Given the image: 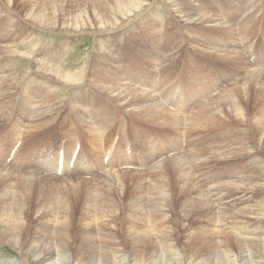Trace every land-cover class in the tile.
I'll return each mask as SVG.
<instances>
[{"label": "rangeland", "instance_id": "rangeland-1", "mask_svg": "<svg viewBox=\"0 0 264 264\" xmlns=\"http://www.w3.org/2000/svg\"><path fill=\"white\" fill-rule=\"evenodd\" d=\"M30 2L27 8L23 7L22 0H14L13 4L0 0V46H7L12 53L0 57V81L5 89L8 79L13 82L10 87L14 85L12 94L0 103V108L8 103L7 107L12 110L6 120L0 121V127L4 132L8 120H17L24 149L37 145L39 149L48 142L57 144L67 132L78 131L84 144L94 150L91 144L92 140L98 142L97 132L112 135L120 126L124 127L123 123L127 130L146 128L148 133L173 134L172 128L159 127L155 120L145 121L131 114L112 101L110 95L94 87L93 84L104 80L105 71L97 72L102 56H105L104 65L109 63L110 73L122 75L130 85L149 80L155 92L167 81L186 79L190 70L198 66L209 68L211 76L206 79V94L202 95L199 105L195 104L197 108L209 99L212 102L223 90L230 89L250 73L239 74L236 66L208 53L212 49L237 47L252 68L264 72V0H145L141 10L104 28L99 26L116 21L125 11L110 0ZM189 2L196 9H204L202 12H215L225 22H229V17L234 24L235 41L223 43L228 36L231 38L227 31L220 32L221 29L207 24V29L200 24L191 25L182 18L179 11L190 10ZM135 9L132 7L131 11ZM196 9L193 10L197 12ZM30 13L54 27L46 28L32 21L26 16ZM42 20L37 21L44 24ZM77 22L85 23L86 27L68 29ZM242 34H247L254 41L252 44L256 43L263 61L260 65L247 57L251 43L241 47ZM40 64L63 69L70 78L81 79V86H64L56 78L44 72L40 74V69L36 71ZM76 71L80 74L76 75ZM215 76L217 83L211 85L210 80ZM27 82L32 84L25 85ZM35 84L50 92L54 84L60 94L41 97L32 89ZM80 93L88 96L85 99L88 107L73 112L71 105L79 107L74 101L80 100L79 96L83 95ZM45 98L42 111L47 104L53 108L50 126L27 133ZM247 108L250 117L255 111L264 114V106L257 96H253ZM225 113L229 117L223 116L217 124L201 131L189 132L183 123L174 133L182 136L180 147L175 144L171 149L180 148L177 153H185L193 140L187 166L206 191L212 188L220 196H216L219 203L214 200V209L209 207L208 200L199 202L196 192L190 191L189 195L180 192L174 181L152 205L151 190L147 186L150 180H146L147 187L138 189L143 178L138 175H125L115 184L113 181L106 184L99 182L108 178L103 173L92 177H56L34 168L0 165V168L12 169L11 172L0 170V264H264L263 243L256 240L264 239V134L250 120L243 122L231 111ZM81 122L89 123L92 131L87 132ZM73 138L74 135L70 136ZM172 156L148 166L123 167L113 172L130 170L151 178L162 172L156 166ZM18 170L31 172L35 177L21 175ZM233 174L235 179H229ZM228 179L239 185L220 187ZM120 182L124 184L123 189L118 187ZM133 201L136 208L132 206ZM37 249L40 253H35ZM46 252H51L47 262L42 258Z\"/></svg>", "mask_w": 264, "mask_h": 264}, {"label": "bare ground", "instance_id": "bare-ground-1", "mask_svg": "<svg viewBox=\"0 0 264 264\" xmlns=\"http://www.w3.org/2000/svg\"><path fill=\"white\" fill-rule=\"evenodd\" d=\"M8 2L10 4H13L14 0H8ZM110 2H112L116 7L125 10L124 13L121 14L123 17L120 16L119 18L115 19L116 21H113V22H110V23L101 24L99 27H103L104 28V27H108V26H113L114 24H116V23H118L120 21L119 19H126L131 14H134V13H136V11L141 10L142 7L145 5V0H110ZM22 3H23V7L27 6V8H28V6H29V4L31 2H30V0H22ZM189 4L190 5H188V6L190 7V10L184 9L186 11H183V10L181 12L179 11V13H181L180 16L182 18L184 17L187 22H190V24L191 23L200 24L201 26H205L207 24L208 26H212L214 28L221 29L220 32H224V31L226 32L227 31V34H229L231 36V38L229 39V36H228V39L225 38L224 40H222L223 43L235 41V38H236L235 33L236 32H234V26H233L234 24H232L233 22H230L231 19H229V17H228V21L229 22H227V21L225 22L222 18L218 17L215 14V12L214 13L213 12L209 13V11H208V13H207V12L204 11L205 12L204 13V12H202L204 9L201 11V10H199V8L196 9V7L194 5H192L190 2H189ZM188 6H187V8H188ZM122 7H125V8H122ZM132 7L133 8L136 7V9L134 11H131ZM179 8H180V6H179ZM193 9H196L197 12L194 11ZM32 13H34V12H32ZM26 16L31 18L32 21L37 22L39 25H42L43 27H46V28L50 27L51 29H52V27H54L53 25H50V24L47 25L44 22V20H42L41 18H39L37 16L36 17L39 18V19L33 17L34 15L31 14V13L29 15H26ZM37 20H42L44 22V24H42L41 22H39ZM75 24L76 25H71V26L69 25L68 29H71V30H80L81 29L82 30V29H84L86 27L85 23H78L77 22ZM212 27H210V29ZM189 28L190 27H188V29ZM207 28L208 27H206V29ZM236 48L237 47H235V48L224 47V50H223V49H220V48L216 47L215 49H212L213 51H210L208 53L213 54L214 56H217V57L221 58V60L223 59V60L227 61L229 64H232L233 66H236V68H238L236 71H239V74H240V72L242 73V71H243V73H245L246 71H250V73L248 75L243 76L242 80L237 82V83H235L233 85V87H231L230 89L228 88L226 90H223V92L221 94H219L216 98L212 99V102L209 99L208 101H206V103H204V104L200 105L198 108L194 109L188 115L187 118H183L181 115L175 114V113L169 111L167 108H165L160 103V101L158 100L157 94H156L155 90L152 88V85L150 84L149 80L146 83H144V84H140L139 85V84L131 83V85H130L128 82H126L121 77L122 75L118 76V75H114V74L110 73L111 70L108 69L109 68L108 67L109 63H106V65H104V63H103L105 61V56H102V58H101L102 62H101V64H99V70L97 71L98 73H100L101 71H105L103 73V79L104 80H101L102 83L98 82V84H93V85L96 88L99 87V91L101 93H106L107 95H110L112 101H114V102L118 103L119 105H121V107H123V109L126 108L129 112H131V114L136 115V116H138L140 118H143V119L145 118V121L146 120L147 121H154L155 120L154 121L155 124L157 123L156 125H158L159 127H163L165 129H167V127L172 128V130L175 133L177 131H179V126H182L183 123H186L187 126L189 127V128L185 127L186 130L189 131V132L190 131L205 130V128H208L212 124H217L218 121H220L223 116H225V118L229 117L225 113V111L228 110V111H231L233 113V116H235V118L240 119V121L244 122L246 120H248V121L250 120L251 124L253 125V127L257 131H259L260 133L264 134V114H262V112H258L257 113L255 111L254 115L252 117H250L249 114L247 113V109H248L247 106H248L249 102H251V100L253 99V96H257V98H259L260 105L264 106V72H263V70L261 71L258 68H255V69H254V67L252 68L251 64H249L247 62L246 58L243 56V54L240 52V50H238ZM101 49H103V48H101ZM10 52L11 51L7 48V46L6 47H5V45L4 46L3 45L0 46V57L9 56V55L12 54ZM175 58H176V56H175ZM93 62H94V60H93ZM108 62H110V60ZM93 68H95V67H93ZM39 69H40L41 72L39 71ZM256 69H258V70H256ZM62 70L56 68L55 65H54V67H52L51 65H41L40 68L36 69V71L40 72V74L42 72H44L47 75H49L50 77H53V79L56 78L64 86H66L68 84H69V86L71 88H73L75 86L76 87L77 86H81L79 84L81 79H76V78L74 79L73 77L70 78V76H67V74H65ZM81 72H83V71H81ZM78 73L80 74V72L76 71V75ZM238 76H241V75H238ZM7 79H6V81H7ZM8 80L9 81H8V84H6V89H5V86L3 84V81L2 82L0 81V103H2V100L5 99L7 97V95L12 94V93H10V91L13 89L14 85L12 87H10V82H11V84L13 82L11 81V79H8ZM94 83H95V81H94ZM30 84H32V83L31 82H27L25 85H30ZM96 85H98V86H96ZM22 86H23V82H22ZM57 87L58 86H54V84H53L52 88L50 87L51 88V92H50L48 90H45V88H43V90L39 89L38 88V84H35L33 88H32V86H29V88H32L34 90V92L35 93L37 92L39 94V96H41V97L42 96L43 97H47L48 94H52L53 96L59 95L60 93H58V92L60 91V89H57ZM20 89H22V88L20 87ZM83 93H80V94H83ZM84 94L79 96L80 100L74 101V103L78 102L79 107L76 106V105H71V108L74 109L73 112H75V111L80 112V110L82 108L88 107L87 106V102L85 100L88 96L84 97ZM72 98H74V97H72ZM46 100L47 99L45 98V100H43V102H40L41 105L39 106V109L41 111H40V113L37 112L38 115L36 116V118L28 125L27 133H32V132L34 133V131H36V130L40 131V130H43V128L45 129V128H48V126H50V124H51L50 121L51 120L49 121V118H51V116H52L53 108L50 107L51 104H47V105H45V109L42 111V108H43L42 106L44 105ZM52 100H54V98ZM70 100H71V97H70ZM5 103H6V101H5ZM59 103H60V101H59ZM7 105H8V103H6L5 105H3L0 108V121L1 120H3V121L6 120L9 117L10 112H12L10 107L8 106L9 107L8 108ZM23 107H24V105H23ZM256 108H259V107L257 106ZM259 110H260V108H259ZM33 112H34V109H33ZM57 113H58V111H57ZM80 114L81 113L76 114L75 118H77L78 115H80ZM69 115H71V114H69ZM42 119H44V120L41 121ZM222 123L224 124L225 122H222ZM81 124L85 127V130L87 132L88 131H92V127H91V125L89 123L81 122ZM148 125H150V124H148ZM156 125H154V126H156ZM103 134H101L100 132L96 133L98 141H99V138L101 136H104ZM204 139H206V138H204ZM200 143H201V141H200ZM91 145H92L91 147H94V145H95V141L94 140H92V144ZM192 145H193V140L191 139V145L189 146V148L187 149V151L185 153H180V154L177 153L178 155H173L172 157L166 158L163 161H161L159 163V165H157L156 167H160L162 172L160 174H158V175L150 176L151 178H148L147 174L135 173V172H132L130 170H124V171H120V172L117 171V173H116L117 175L115 174L116 171L115 172L109 171V172H104L103 173V175H107L108 178L105 177L106 179H102V180L99 179L100 180L99 182H105V183L107 182L108 183L110 181H113L114 184H115V182H118L119 180H121L125 175H136V176L138 175L140 177H143L142 181H139L138 189H143L144 187L148 186L149 189L151 190V194L149 195V198L152 200V202H151L152 205H154L153 201H156L157 196H159V197L162 196L163 197L165 195V193L167 192L168 188L172 185V182L174 181L177 184L180 192H184V193H187L189 195L190 191L191 192L194 191L197 194L196 197H198L199 202H201V201L203 202L205 200H208V202L211 204L209 207H212L214 209L215 208L214 200L217 203L218 202V198H216V196H218V197H220V196L218 194L216 195V193H214L216 190L213 192L212 188H209L206 191V189H204V187H203V184L200 183L199 181L197 182L193 178L194 177L193 176L194 173L192 174L190 172L188 166H187V164L190 163V160L187 158V155H189L193 151V149H191ZM94 149H95V147H94ZM196 149H197V147H196ZM0 170L6 171V172H11L12 171V169L10 170L8 168H0ZM19 172L21 173V175L25 174V176L30 177V178L35 177L34 174H32L31 172L30 173H24L23 171H19ZM103 175H101V176H103ZM234 177H236V176H234V174H233L232 176L230 175L228 178L229 179H231V178L235 179ZM147 179H149L150 181H149L148 185L146 186V180ZM229 179L224 181L223 183H221V185L219 184L220 187H222V186H224V187H226V186L227 187H229V186L230 187H237L239 185V184L232 183V180L230 181ZM82 181H84V179ZM218 182H220V181H218ZM198 183H200V184H198ZM111 185H113V184H111ZM118 185H121V186H118ZM118 185H116V186L121 187V189L124 188L123 182H120ZM198 188L200 189V191L198 190ZM213 188H216V187H213ZM208 195H209L210 199L207 197ZM132 206L135 207V208L137 207L136 204L134 203V201H133ZM226 214H228V213H226ZM17 219H18V217H17ZM234 235H236V234H234ZM256 240H259V243H263L262 246L264 247V239H263V237H262V239H256ZM12 242H14V241H12ZM226 245H228V244H226ZM38 251L40 253L39 249H37V251H35V253H38ZM49 253H51V252H46V253L43 254L44 256H42L43 260H45L46 262L49 259L48 258V254ZM46 258H47V260H46Z\"/></svg>", "mask_w": 264, "mask_h": 264}]
</instances>
